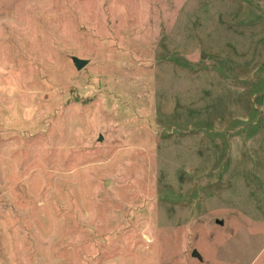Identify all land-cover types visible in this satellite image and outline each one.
<instances>
[{
	"label": "rangeland",
	"instance_id": "rangeland-1",
	"mask_svg": "<svg viewBox=\"0 0 264 264\" xmlns=\"http://www.w3.org/2000/svg\"><path fill=\"white\" fill-rule=\"evenodd\" d=\"M0 264H264V0H0Z\"/></svg>",
	"mask_w": 264,
	"mask_h": 264
},
{
	"label": "water",
	"instance_id": "water-1",
	"mask_svg": "<svg viewBox=\"0 0 264 264\" xmlns=\"http://www.w3.org/2000/svg\"><path fill=\"white\" fill-rule=\"evenodd\" d=\"M204 57H205V56H204V54H203V58H204ZM74 60H75L76 67L79 68V69L82 68V67L85 65V63H86V60H83V59H80V58H74ZM217 222L222 223L221 220H217ZM192 254H193V256H195V257H197V258H199V259L202 258V257L200 256V254L197 252L196 249L193 250Z\"/></svg>",
	"mask_w": 264,
	"mask_h": 264
}]
</instances>
